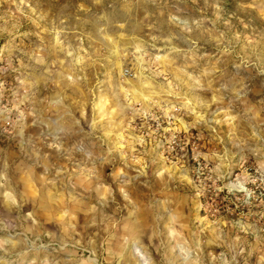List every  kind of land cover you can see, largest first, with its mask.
Wrapping results in <instances>:
<instances>
[{
  "label": "rangeland",
  "instance_id": "obj_1",
  "mask_svg": "<svg viewBox=\"0 0 264 264\" xmlns=\"http://www.w3.org/2000/svg\"><path fill=\"white\" fill-rule=\"evenodd\" d=\"M0 264H264V0H0Z\"/></svg>",
  "mask_w": 264,
  "mask_h": 264
},
{
  "label": "clouds",
  "instance_id": "obj_2",
  "mask_svg": "<svg viewBox=\"0 0 264 264\" xmlns=\"http://www.w3.org/2000/svg\"><path fill=\"white\" fill-rule=\"evenodd\" d=\"M13 243H15V242H13ZM145 244L142 246V245H140L139 243H137L135 246H134V248H133V251L134 252H138V253H140V255H141V257H142V255H143V253L145 252ZM197 247H199V245H197ZM213 251H214V253H218L219 251H217L216 249H212ZM147 251L148 252H152V249L151 248H147Z\"/></svg>",
  "mask_w": 264,
  "mask_h": 264
}]
</instances>
